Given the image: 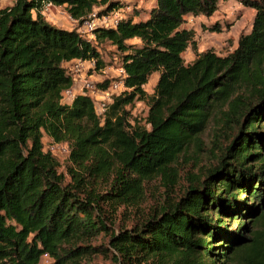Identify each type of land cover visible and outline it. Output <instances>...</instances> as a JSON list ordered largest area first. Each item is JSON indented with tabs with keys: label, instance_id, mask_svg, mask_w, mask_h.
Returning <instances> with one entry per match:
<instances>
[{
	"label": "trees",
	"instance_id": "16d2710c",
	"mask_svg": "<svg viewBox=\"0 0 264 264\" xmlns=\"http://www.w3.org/2000/svg\"><path fill=\"white\" fill-rule=\"evenodd\" d=\"M219 1L155 0L146 19L96 27L95 43L50 23L42 7L65 6L83 24L95 8L101 16L120 8L119 0H15L0 8V264H39L45 254L53 264H93L85 260L95 254L109 264H264V0H238L255 16L232 52L183 57L195 47L186 15L211 16ZM106 41L125 70L122 92L102 114L86 93L65 102L73 84L65 64L103 68L98 46ZM156 72L150 94L145 85ZM136 100L148 103L150 127L130 121ZM241 115L219 165L169 200L182 153L209 124L219 131ZM44 135L69 142L70 182ZM157 175L167 179L165 202L111 231L118 208L138 205ZM102 233L109 246L94 244Z\"/></svg>",
	"mask_w": 264,
	"mask_h": 264
},
{
	"label": "rangeland",
	"instance_id": "374dc122",
	"mask_svg": "<svg viewBox=\"0 0 264 264\" xmlns=\"http://www.w3.org/2000/svg\"><path fill=\"white\" fill-rule=\"evenodd\" d=\"M119 1L122 4L120 8L104 14L106 18H102L97 22L100 24L107 23L109 26H112L118 20L127 17H134L135 20H143L149 16V11L155 4V0ZM14 2L15 0H0V8L11 5ZM101 9V7L95 8L96 16H101ZM254 16L255 9L243 5L238 0H220L217 10L211 16L204 14L186 15L182 26L194 32L195 47L191 45L183 52L185 63L192 62L199 53L208 49H212L221 55L232 52L238 46L240 36L251 31ZM45 17L55 26L71 29L76 28L80 33L95 43V38L90 36L82 24L78 22L72 23L70 15L64 7L54 8ZM217 27L220 29L215 30L214 28ZM98 47L105 62L103 68H97L95 62L90 60L82 61L76 59L65 64L68 73L73 77V89L70 93L64 95L63 100L65 102H71L74 96L85 91L93 98L97 112L102 114L104 106L110 104L113 101V96L123 90L122 84L120 85L122 79L120 72L122 63L116 47L110 42H103ZM158 77L159 74L157 72L151 75L148 83L145 85L148 93L151 94L154 92ZM85 82H89L90 87ZM117 84L118 86H116ZM101 85L107 86V88H103ZM128 110L131 112L130 121L132 123L140 122L150 127L147 124L149 105L146 101L136 100L133 105L128 106ZM244 120L245 117L241 115L239 121H237L238 123L236 121L231 122L219 131H215L211 124L206 127L200 135L199 144H191L189 150L182 153L172 168V179L175 185L173 186V191L169 192L171 194L169 200L172 198L178 200L184 195L192 183H198L204 180L209 171L219 165L221 157L226 152L227 147L239 135L240 126ZM43 141L45 149L52 151V154L58 159V169L64 175L65 183L70 182L71 177L68 173L71 166L69 142L56 143L47 135H44ZM166 181L167 179L161 175H157L145 182V194L142 201L138 205L120 206L115 213L114 226L109 224L111 231L133 227L147 219L151 213L160 208L169 194L166 191ZM104 187V185H99L97 188L103 189ZM214 211L215 209H212V212ZM225 219L233 222V228L236 227V219H231L228 216ZM230 234L233 233L230 232ZM199 236H203V234ZM109 238V235L102 233L95 238L94 244L109 246ZM218 242H222V239L217 238L213 240V244H217ZM85 261L93 264L111 263V260L103 254L90 255ZM53 262L54 259L48 254H45L41 257L39 264H53ZM144 264L154 263L148 262Z\"/></svg>",
	"mask_w": 264,
	"mask_h": 264
},
{
	"label": "built area",
	"instance_id": "2783aa9c",
	"mask_svg": "<svg viewBox=\"0 0 264 264\" xmlns=\"http://www.w3.org/2000/svg\"><path fill=\"white\" fill-rule=\"evenodd\" d=\"M54 8H57V6L53 5L52 3H47V4H45V5L42 7L41 12H42V14L45 16V15H47L48 12H52ZM102 18H106L105 15H102V17H101V16L98 17V16H96V14H95V12H94V13H92V14L89 16V19H87V20L82 24V26H83L84 28L87 29V31H88V33L90 34V36H92V37L95 38L94 29H95L96 27H98V26H107V27H108V26H109V24H107V23H102V24H100V23L97 22V21L101 20ZM77 22H78V21H77ZM116 24H117V22H115L114 24H112V26H115ZM120 72H121V74H122V79H121V81H120V85L122 84V86H123V88H124L123 78H124V76H125V70H124L123 67H121ZM85 83H86V85H87L88 87H90L89 82H85ZM116 86H118V84H117ZM72 89H73V85H72L69 89H67V90L64 91L63 96H64L65 94H67V93H70V92L72 91ZM93 92H94V91H93ZM83 93L88 94V93L85 92V91H83V92H81V93H79V94H83ZM120 93H121V92H120ZM74 97H75V96H74ZM108 105H109V104H108ZM108 105L104 106V108H103V112H102V113H104V112L106 111V109L108 108Z\"/></svg>",
	"mask_w": 264,
	"mask_h": 264
},
{
	"label": "crops",
	"instance_id": "0c3cea01",
	"mask_svg": "<svg viewBox=\"0 0 264 264\" xmlns=\"http://www.w3.org/2000/svg\"><path fill=\"white\" fill-rule=\"evenodd\" d=\"M57 7H64V9H65V6H57ZM66 10V9H65ZM67 12V11H66ZM70 19H71V21H72V23H77V20H75V19H73V18H71V16H70ZM68 29H71V28H68ZM74 61V60H73ZM74 98V97H73ZM73 100V99H72ZM71 100V101H72ZM68 103H70V102H68Z\"/></svg>",
	"mask_w": 264,
	"mask_h": 264
}]
</instances>
